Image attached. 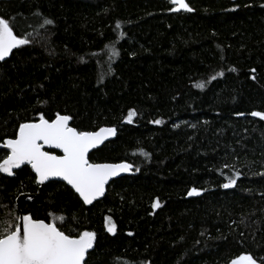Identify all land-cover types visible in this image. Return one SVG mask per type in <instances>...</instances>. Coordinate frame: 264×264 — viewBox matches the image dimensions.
<instances>
[{"label":"trees","instance_id":"16d2710c","mask_svg":"<svg viewBox=\"0 0 264 264\" xmlns=\"http://www.w3.org/2000/svg\"><path fill=\"white\" fill-rule=\"evenodd\" d=\"M188 3L193 12L166 0L0 2L32 40L0 62V143L41 114L70 115L81 131L116 129L90 162L133 165L90 207L64 183L40 187L28 166L0 174V228L22 212L94 231L87 264H264V119L251 115L264 113V0ZM22 195L33 199L19 210Z\"/></svg>","mask_w":264,"mask_h":264},{"label":"snow or ice","instance_id":"6c2138e0","mask_svg":"<svg viewBox=\"0 0 264 264\" xmlns=\"http://www.w3.org/2000/svg\"><path fill=\"white\" fill-rule=\"evenodd\" d=\"M170 3L173 5L171 11L190 13L195 10L187 0H170ZM53 23L47 18L42 21L44 26ZM116 28H120L119 23ZM30 43L29 35L18 34L9 19L0 17V61H4L14 49ZM118 55L113 47L110 59ZM217 75L222 76L223 72ZM212 79H216V76ZM137 115L134 109L129 110L125 121L131 124ZM251 115L264 119V113L258 111H253ZM72 119L70 115L56 114L55 119L49 120L41 114L38 122L21 123L15 138L4 142L9 154L0 162V172L13 175V169L29 164L36 173L37 183L43 184L50 177H59L78 193L85 204H91L103 196L109 179L121 172L131 171L133 165L90 162V149L103 143L108 136H114L116 129L102 127L98 131H81L70 126ZM154 123L160 124L161 121ZM45 145L61 150L63 155L43 150ZM143 154L147 156V153ZM238 177V173L228 177V182L222 186L225 189L232 187ZM198 194L196 188L188 193L189 196ZM159 206V201L153 204L154 208ZM16 219L20 223L14 227L0 228V264H87L86 255L96 239L94 231L84 230L72 235L70 232L66 234L55 222H45L33 218L31 214L18 215ZM58 219L63 221L64 218ZM107 220V231L115 234V224L111 223L110 217ZM231 264H257V261L251 255H241Z\"/></svg>","mask_w":264,"mask_h":264},{"label":"water","instance_id":"95a60500","mask_svg":"<svg viewBox=\"0 0 264 264\" xmlns=\"http://www.w3.org/2000/svg\"><path fill=\"white\" fill-rule=\"evenodd\" d=\"M8 1H14V0H0V2H8ZM122 1H131V0H122ZM160 1H163V0H160ZM166 1H169V2H170V0H166ZM188 1H189V0H187V2H188ZM231 1H232V2H236L237 0H231ZM179 12H186V11L181 10V11H179ZM188 13H189V12H188ZM15 50H16V49H14L13 52H14ZM13 52H12L8 57H6L4 61H6L7 59H9V57L13 54ZM4 61H0V62H4ZM69 124H70V126H71V121L69 122ZM116 134H117V132H116ZM116 134H115L114 136H108V138H107L106 140H104L103 143L98 144V145H97L95 148H93V149H90V151H89V156H90L94 151H96L97 149H100L101 147H103L108 141H111V140L115 139ZM2 150L7 151L8 154H9V150L6 148L5 143H0V151H2ZM43 150H45V151H49V152H51V153H53V154H55V155H58L57 153H59L60 155H63V153H62L61 150L56 149V148H50V147H48L47 145L44 146V149H43ZM54 152H57V153H54ZM124 163H125V162H124ZM27 166L31 168V165H29V164H24V165H22V166H21L20 168H18V169H13V173L15 174V172H17V171H19V170H21L22 168L27 167ZM31 169H32V168H31ZM32 171H33V173L36 175V173L34 172L33 169H32ZM0 174L3 175V176H6V177H14V174H13V175H8L7 173H3V172H0ZM132 174H133V168H132V170L129 171V172H121L119 175L110 178L109 181H108V183L105 185V193H104V195L101 196V197H98V198H97L96 200H94L91 204H85V203L83 202V200H82L80 197H79V198L81 199V201H82L87 207H90V206L94 205L96 202L101 201V200L106 196V194H107V188H108V186H109L112 182H114V181H116V180H119V179H121V178H123V177L131 176ZM50 182H60V183H64V184H66L68 187L71 188L70 185H68L65 181L61 180L59 177H50V178H49L47 181H45L43 184H39V183H38V185H39L40 187H43L44 185H46V184H48V183H50ZM71 189H72V188H71ZM72 190L75 192L74 189H72ZM75 193H76V192H75ZM76 194L78 195V193H76ZM78 196H79V195H78ZM32 199H33V196H32V195H22V196L18 199V201H17L18 209L20 210L21 203H22L23 201H31ZM19 215H25V214H23L22 212H20ZM19 223H20V222L18 221V224H19ZM90 250H91V249H90ZM90 250H89V251H90ZM86 257H87V255H86ZM229 264H231V263H229Z\"/></svg>","mask_w":264,"mask_h":264}]
</instances>
